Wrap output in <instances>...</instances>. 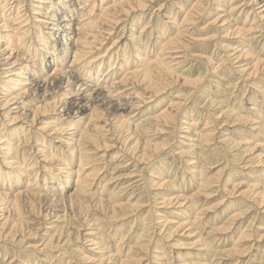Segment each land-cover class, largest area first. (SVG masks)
Returning <instances> with one entry per match:
<instances>
[{
  "label": "rangeland",
  "instance_id": "1",
  "mask_svg": "<svg viewBox=\"0 0 264 264\" xmlns=\"http://www.w3.org/2000/svg\"><path fill=\"white\" fill-rule=\"evenodd\" d=\"M70 1L75 3V0ZM109 1L112 0L95 3L92 12L95 18H98L102 13V6ZM195 1L150 0L143 10L132 13V17L125 25H119L105 40L102 49L97 51H103L118 39L121 45L113 55L114 69L122 67V64L126 65L128 61H132L134 65L141 68L140 61L134 62V55L148 50L151 46H154L155 52L162 44L161 40L156 38V32H163V36L174 35L175 28ZM217 5H221L219 0H213L206 8V13L196 21L194 30H191L192 36L198 39L193 43L194 51L206 53L211 60L210 66L187 55L184 64L176 70L180 78L173 75L172 78L166 79L167 81L137 83L132 90L135 94L137 93V97H142L145 103L136 116L126 122H121L127 117L120 115L121 111H117L116 108L96 106L98 116L96 124L100 127L93 131L92 141L97 147L98 156L101 155V157H98L99 161L96 158L95 161L93 159L91 165L97 164L94 170L102 174L100 181L78 198L79 203L70 204L58 198H42L32 202L26 200L19 202L17 206L7 207L8 217L2 227L4 219L0 220V264H8L10 261L12 264H19L21 261L24 264H67L68 262L69 264H93L84 259L82 254L83 252L91 253L89 249L93 248L84 239L88 236L85 233L90 231L98 233L100 237L96 239V242H100V248H94L95 259L99 260L101 253H104L103 256L113 255L111 262L104 264H117V261L125 258L126 255L140 258L139 264H181L182 260L187 262L194 260L202 264H216L217 261L219 264H264V196H255L252 189V185H256L257 188L264 186V166L242 168L244 163L241 161L245 155V148L235 145L241 137V132L236 128L241 125L237 124L236 117L232 115L235 112L243 116L249 115L246 112L247 107L256 102V94L255 90L247 86L249 82L245 80L247 77L245 71L231 70V64L235 68L240 65L242 69H245V60L237 63L221 61L225 59L224 52H230L229 59H233L235 55H231L234 51L224 50L226 45H232L233 40L221 38L223 32H218L219 24H207L214 19V8ZM222 8L229 11V3ZM247 11V9L241 12L235 10L232 12L231 19L238 20L237 24L242 26ZM77 18L75 17L74 20ZM148 21L155 26L152 35L139 34L140 27ZM247 26L245 25V28ZM210 35L213 38L208 40ZM56 41L57 48H61L62 43L69 42L63 37H58ZM5 47L8 48L5 50ZM9 47L5 42L0 41V72L19 68V63L23 64L25 61L16 52L10 51ZM252 48L255 54L264 59V38L254 43ZM16 58L18 59L14 66H9ZM70 61L71 56L68 57L66 64ZM246 61H250L251 64L254 60ZM208 68L210 71H207ZM46 71L49 73L50 70ZM253 86L255 89L261 88L264 91V82L254 80ZM82 94L68 96L66 100L72 101L81 97ZM1 98L3 97H0V101ZM61 98L54 93L46 98L43 97L41 101L47 99L58 101ZM173 101L182 104L177 116L157 121L155 114ZM258 101L260 110L264 111L263 107L261 108L264 104V95ZM2 103H0V132L3 133L6 128L13 125H21L27 129L25 125L29 124V115L21 113L25 109L23 111L22 109L16 111L2 109ZM58 105H61L60 101L56 103V106ZM61 110L57 111L58 117L57 114H52L51 117L56 116L55 122L66 128L69 125L68 122L59 121V118H66L67 114L73 116V113H70L72 108ZM221 111H224L223 115L215 119ZM262 113L260 125L264 124V112ZM88 119H85V123ZM188 119L192 120L194 126L184 123ZM48 120L44 118L40 123ZM207 121L209 127H216V141L220 139L221 143L216 147L202 145L198 137L191 134L199 132ZM40 123L37 125H42ZM84 124L77 128H82ZM187 127L190 128L188 133L185 132ZM10 130L14 134L12 136L16 138L15 145L19 139L20 130L17 128ZM33 133H36L35 129ZM33 133L27 146L21 143L18 147L19 161L23 166V169L18 171L22 174L27 173L24 171L25 168L37 159L32 144L39 140ZM1 134L0 136L3 135ZM184 135L189 139L182 138ZM59 137L67 140V135H59ZM245 139L250 142L255 141L248 137ZM53 141L54 147H61L55 142L56 140ZM50 153L58 159L61 158L60 160H67L64 153L60 154L61 152L53 150H50ZM191 160L196 161L194 169H188L187 163ZM6 161L0 158V169L13 171L14 167L11 164L5 166ZM36 161L39 163V159ZM75 164L72 167L75 168ZM61 170L59 174L63 176L65 169ZM222 171L224 172L221 173ZM133 173L138 174L135 178H140L137 183H133L134 178L131 177ZM52 175H55L54 181L58 180L59 183L57 181L50 185L62 187L63 177H59L55 170L52 171ZM28 178L26 174L22 183L25 184ZM46 178L49 177L42 173L36 183L49 184L50 180ZM163 178H168L171 185H165L166 187L159 185ZM72 189L73 184H70L66 192L62 191L69 194ZM173 192L189 199V202L182 203L188 207L186 210L184 206L181 207L182 204L178 207L179 204L161 202L160 198L164 196L167 199ZM52 193L56 195L59 190L53 189ZM1 199L0 203H3ZM98 199H103V204H99ZM156 210H160L158 215L154 212ZM99 212L101 215H98ZM237 212L242 214L236 222L230 224L231 228L214 234L215 228L227 225L229 218ZM196 213H199L197 220L194 219ZM185 217L190 222L195 220L192 222V227H177ZM167 219H171V222L166 223ZM191 229L194 231L190 233ZM243 231H246L247 237L242 241L239 237ZM2 235H6V238ZM194 235L200 237L199 243L195 242L197 236ZM90 237L92 236L88 238ZM201 243H207V250L204 253L206 256L197 254L196 249L202 248ZM136 245L140 247L136 248ZM175 254L179 255V260L174 259Z\"/></svg>",
  "mask_w": 264,
  "mask_h": 264
},
{
  "label": "bare ground",
  "instance_id": "2",
  "mask_svg": "<svg viewBox=\"0 0 264 264\" xmlns=\"http://www.w3.org/2000/svg\"><path fill=\"white\" fill-rule=\"evenodd\" d=\"M97 1L102 2L103 0H75V3H71L70 0H0V41L9 45L10 51L16 52L23 60L25 59L23 64H21V62L19 63V68L7 69V71L0 72V94H2L0 97H3L0 103L3 102L1 104L3 106L2 109H12V111L20 109L23 111V109H25L21 113L29 115V124L25 125L27 129L21 125H13L10 128H6L3 133L0 132V134H3L0 136V158L3 161L7 159L6 163L8 165L6 164L5 166H10L11 164V166L14 167H8L12 168L13 171L0 169V198L4 201L0 203V220L4 219L1 227L8 217L7 207L9 206L13 207L19 205V202L26 200L27 202H32L33 200L42 198H58L60 201L64 203L68 201L70 204L79 203L78 198L82 197V194H84L87 189H92L96 183L100 181L102 174L94 170L97 164L91 165L93 159V161H95V158L98 160V157H101V155L98 156L97 147L94 146L92 141L93 131H96V129L100 127L96 124L98 123L96 106L116 108L117 111H121L120 115L122 114V116L127 117L123 118L121 122H126L128 119L136 116V113L145 103L144 99L142 97H137V93L135 94L132 90L137 83L145 82L149 84L154 80L156 82L164 81L173 75L180 78L176 70L180 68V65L184 64L187 55L210 66L211 60L206 53L194 51L195 45L193 43L198 41V39L192 36L191 30H194L193 28L196 21L206 13V8L213 0H196L191 8L185 12L183 19L175 28L176 31L175 34L173 33L174 35L163 36V32L157 31L156 38L160 39L162 43L160 47L154 52V46H151L148 47V50L134 55V62L140 61L141 64L139 62V66L141 65V68H138L132 61H128L127 59V64H122L123 68L117 67L116 70L114 69L113 55L118 51L121 45L120 41L116 39L103 51L97 50L102 49L101 47L105 40L109 38L119 25H125L132 17V13L143 10L150 0H112L102 6V13L98 18H95L92 12ZM219 2L221 5H217L214 8V19L207 24H219L217 30L220 33L223 32L221 38L233 40L232 45L228 44L225 46V49H223L234 51L231 55H235L233 59H229L230 52H224L223 57L225 59L221 61H233V63H237L241 60H245V69H242L240 65L235 68L231 64V70L235 71V69H237L238 72L245 71L247 74L245 80H247V83H250H248L247 86L255 90L256 94V102L251 103L250 106L247 107V111L245 110L249 115L243 116L239 112L232 114L236 117L237 124L241 125L236 128L241 132V137H239L240 139L235 145L236 147L245 148V155L242 157L241 161L244 163L242 165L243 169L259 168L264 166V124L260 125L261 118L263 117L262 112L264 111L260 110L258 99L260 97L262 98L264 91L261 88L255 89L253 81L258 80L259 82H264V59H261L258 54H255L252 47L254 43L264 38V0H219ZM228 3L230 8L229 11L222 8ZM14 8H16L15 12ZM246 9L248 10L247 15L245 21H242L244 25L239 26L237 24L238 20L234 21L231 19L233 15L232 12L235 10L241 12ZM225 11L227 12L219 14ZM249 16L250 18H248ZM75 17L78 18L74 20ZM150 22L151 21H148L140 27L139 34L146 33L152 35L155 26L151 25ZM49 24L50 26H48ZM245 25L248 26L245 28ZM44 29L47 30L44 31ZM58 37H63L69 42H64L61 44V48H57L58 42L56 40ZM211 38L213 37L210 35L208 40ZM216 43L217 42H215V44ZM7 48L8 47H5L4 49L6 50ZM123 55H125V53ZM70 56L71 61L66 64ZM17 59L18 58L9 66H14ZM248 59H253V63L250 64V61H246ZM85 64L89 65L86 66ZM77 65L82 67V69H79L80 67L78 68ZM46 70H50L49 73ZM207 71H210L209 68ZM73 72H75V74H72ZM119 72L121 73L119 74ZM211 74L213 73L211 72ZM48 85H51V87H48ZM67 86L69 87L65 88ZM54 93L62 97L58 100L61 102V105L56 106V103H58L57 100L50 101L48 99H43L44 101H41L43 97L46 98V96ZM81 93H83L81 97L75 98L72 101L66 100L68 96L79 95ZM122 98L123 100H121ZM68 107L72 108L70 113L72 112L73 116L67 114L66 118H59V121L66 120L68 122L69 125L64 128L62 124L55 122L57 119L54 115L57 114L58 117L57 111L68 109ZM181 107L182 104L180 102H170L167 107L155 114V118L160 122L167 118L176 117ZM262 107L264 110V104L261 105V108ZM223 113L224 111H221L215 119L219 118ZM52 114H54L53 117H51ZM44 118L49 120L40 123ZM87 118L89 119L87 123H85V119ZM14 122H16V120ZM39 123L42 125L38 126L37 124ZM184 123L188 126H194L190 119L184 121ZM83 124L84 126L82 128H77V126H82ZM208 124L209 122L207 121L199 132L191 134L198 137L202 145H214V147H216V145L221 144L219 141L220 139L216 141V127H209ZM14 128L20 130L18 133L19 139H17L15 145L14 140H16V138L12 136L13 132L10 130ZM34 129L38 136L36 133H33ZM189 130L190 128L187 127L185 132L188 133L190 132ZM46 132L48 133L47 135ZM32 133L36 136V139L39 140L32 144V149H34L37 159L25 168L26 170L24 171H27V173H25L29 178L24 184L22 182L26 174H22V172L18 171L23 169L22 164H20L21 161H19L20 155L18 153V147L21 143L27 146L28 143H30ZM59 135H67V140L59 137ZM245 137L254 139L256 143L250 142L245 139ZM182 138L189 139L186 135L182 136ZM53 140H56L55 142L61 147H54L52 143L54 142ZM45 146H47V148H45ZM49 149L55 152L59 151V153L61 152L60 154L64 153L67 158L65 161L67 162L52 155ZM21 157H23V155H21ZM38 159L39 163L36 161ZM74 163H76L75 168L72 167ZM195 163L196 161L192 160L187 163L190 167H188V169H194ZM61 169H65V172L63 170V176L59 174V172L62 171ZM51 170L57 171L59 177H63L64 183L62 187L53 186L54 184L50 185V183H57L58 181H54L56 178L54 177L55 175H52ZM223 172L224 171L221 173ZM42 173H45L46 176L50 178H46L48 181L50 180L49 184L45 182L43 184L36 183ZM137 176L138 174L134 173L131 175V177L134 178L133 183L140 181V178H135ZM170 182L168 178H163L159 185L170 186ZM70 184H73V189L69 194H65L64 191L66 192ZM201 186L205 187V185ZM252 187L255 196H264V186L257 188L256 185H252ZM53 189L59 190V193L56 195L53 193L51 194ZM7 191L14 192L9 193ZM171 194L172 196L167 199L164 196L160 198L161 202L173 205L179 204L178 207L184 202H189L187 197H183L179 193L173 192ZM98 202L99 204H103L104 200L98 199ZM182 206L185 207L184 204H182L181 207ZM186 208L188 207H185L184 210H186ZM6 211L7 215H5ZM154 212L158 215L160 210ZM198 214L199 213H196L194 217L195 220H197ZM241 214L242 213L238 212L234 213L229 218V223L227 225L225 224L224 226L214 229L216 230L214 234L227 231L230 224L236 222ZM98 215H101V213ZM170 220L167 219L165 222L169 223L171 222ZM192 222L188 221L187 217H185L184 221L179 223L177 227L184 226L191 228ZM192 231H194V229H191L190 233ZM245 233L246 231H243L240 234V240L243 241V239L247 237ZM97 234L98 233H93L92 231L85 233V235L88 236H85L84 239H86V242L88 241L89 245H92L93 248L89 249L91 253L86 254L83 252V257L93 264L109 263L113 255L108 254L103 256L104 253H101V258L99 260L95 259L96 255H94V252L96 251H94V248H100V242H96V239H100ZM89 236L92 237L88 238ZM2 237L6 238V235H2ZM199 241H201L200 237L197 236L195 242L199 243ZM206 244L207 243H201L200 246L202 248L196 249L198 255L206 256V254H204L205 250H207ZM137 247L140 246L136 245V248ZM156 253H158V251H156ZM161 256L163 257V255ZM175 256V260L180 259H178V254H175ZM156 257L159 256L156 255ZM162 257L161 259H163ZM140 261V258L126 255L125 258L117 261V264H139ZM22 262L23 261L19 264H24ZM8 264H12V262L10 261ZM67 264H69V262ZM181 264L202 263H196L194 260L190 262L182 260ZM216 264H219V261H217Z\"/></svg>",
  "mask_w": 264,
  "mask_h": 264
}]
</instances>
